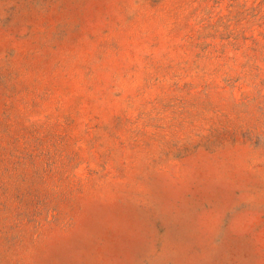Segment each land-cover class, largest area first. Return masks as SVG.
Returning a JSON list of instances; mask_svg holds the SVG:
<instances>
[{"label": "rangeland", "instance_id": "rangeland-1", "mask_svg": "<svg viewBox=\"0 0 264 264\" xmlns=\"http://www.w3.org/2000/svg\"><path fill=\"white\" fill-rule=\"evenodd\" d=\"M0 264H264V0H0Z\"/></svg>", "mask_w": 264, "mask_h": 264}]
</instances>
